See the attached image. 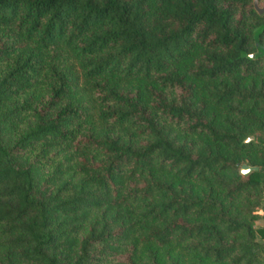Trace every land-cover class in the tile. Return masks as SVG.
<instances>
[{
  "label": "trees",
  "instance_id": "1",
  "mask_svg": "<svg viewBox=\"0 0 264 264\" xmlns=\"http://www.w3.org/2000/svg\"><path fill=\"white\" fill-rule=\"evenodd\" d=\"M260 25L251 0H0V264H263Z\"/></svg>",
  "mask_w": 264,
  "mask_h": 264
},
{
  "label": "water",
  "instance_id": "2",
  "mask_svg": "<svg viewBox=\"0 0 264 264\" xmlns=\"http://www.w3.org/2000/svg\"><path fill=\"white\" fill-rule=\"evenodd\" d=\"M253 9L256 11L257 14L261 15L264 13V0H251ZM258 2H260L261 7H258ZM264 28V25H260L255 27L252 30V41H253V48L254 50L250 53L242 52L241 55L249 58V59H255V58H264V44L260 43L259 40V34ZM252 136L246 137L244 139V142L250 140ZM257 169L256 166H249L245 163H242L238 167V172L242 175L246 174L249 170H255Z\"/></svg>",
  "mask_w": 264,
  "mask_h": 264
},
{
  "label": "crops",
  "instance_id": "3",
  "mask_svg": "<svg viewBox=\"0 0 264 264\" xmlns=\"http://www.w3.org/2000/svg\"><path fill=\"white\" fill-rule=\"evenodd\" d=\"M258 218L255 221V227L264 228V207H260L256 210ZM256 240L264 246V236L256 234Z\"/></svg>",
  "mask_w": 264,
  "mask_h": 264
},
{
  "label": "rangeland",
  "instance_id": "4",
  "mask_svg": "<svg viewBox=\"0 0 264 264\" xmlns=\"http://www.w3.org/2000/svg\"><path fill=\"white\" fill-rule=\"evenodd\" d=\"M258 7H261L260 2H258ZM263 14H264V13H263ZM261 258H262V262H263V264H264V257L262 256Z\"/></svg>",
  "mask_w": 264,
  "mask_h": 264
}]
</instances>
